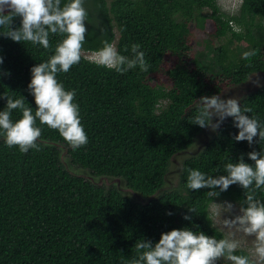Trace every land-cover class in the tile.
Instances as JSON below:
<instances>
[{"label": "trees", "instance_id": "trees-1", "mask_svg": "<svg viewBox=\"0 0 264 264\" xmlns=\"http://www.w3.org/2000/svg\"><path fill=\"white\" fill-rule=\"evenodd\" d=\"M61 2L63 6L67 0ZM83 6L88 18L81 60L67 73H58L57 80L76 92L74 103L88 143L73 150L58 130L39 120L38 151L21 153L0 136V264H126L136 255L137 240L155 243L172 229L224 238L210 204L227 199L240 205L244 190L234 184L209 197L208 189L187 188V170L226 175L225 164L237 162L241 154L245 162L254 163L247 153L264 150V142L259 137L251 146L234 141L239 129L228 117L197 154L183 160L176 185L165 189V176L172 156L191 146L204 129L191 123L196 99L221 96L251 74L264 72V30L253 31L264 20V0H240L237 10L229 12L218 0H84ZM19 25L20 18H14L13 26ZM199 32L219 40L215 69L196 53ZM61 39L50 35L46 50L0 35V111L6 107L4 95H21L35 113L28 91L31 68L47 61ZM104 41L127 56L131 45L139 44L149 71L136 68L121 74L85 56L83 51L96 52ZM234 41L259 52L245 60L242 54L249 50L234 47ZM239 103L264 124V84ZM21 115L13 110L11 119ZM61 147L73 165L95 175L122 177L148 200L141 202L116 186L72 173L62 161ZM257 198L264 202V190L257 191ZM185 214L191 220L184 219ZM236 254L248 255V250Z\"/></svg>", "mask_w": 264, "mask_h": 264}, {"label": "clouds", "instance_id": "clouds-1", "mask_svg": "<svg viewBox=\"0 0 264 264\" xmlns=\"http://www.w3.org/2000/svg\"><path fill=\"white\" fill-rule=\"evenodd\" d=\"M83 4L84 0H67L63 6L61 0H0V28L4 29L0 35L15 42H31L46 50L51 47L50 35L59 34L62 37L55 46L54 54L31 68L28 91L37 106L35 113L32 107L26 106L23 96L14 99L4 95L7 103L0 111V136L9 148L18 146L21 153H27L29 149L40 150L38 140L42 130L36 126L37 120L50 129L58 130L73 150L88 143L80 121L79 105L74 103L76 92L65 90L63 83L57 80L58 73H67L81 60L87 32L85 21L88 18ZM16 17L20 18L18 27L13 26ZM140 48L139 44L133 43L131 56H127L120 54L114 44L104 41L103 47L89 58L98 66L121 74L136 68L147 73L150 65ZM125 51L128 49L125 48ZM258 52L259 49L245 51L242 58L250 60ZM2 64L3 57L0 56ZM3 75L10 73L3 72ZM253 82L258 85L259 77ZM196 103L197 113L191 120L192 124L216 132L225 119L231 117L234 127L239 129L232 137L234 141H247L251 146L256 142L254 138L259 137V142H264V124L247 115L252 109H242L239 97L201 96ZM13 110L22 113L16 121L11 119ZM247 156L254 163L245 162L241 154L237 162L225 164L226 175L214 177L198 169L187 170V188L208 189L209 197L218 196L234 184L244 190L245 199L238 211H234L236 205L229 201L222 204L221 215L225 212L231 214L230 218H222L223 226L228 229L224 238L216 239L188 228L172 229L161 233L155 243L150 239L137 240L136 255L126 264H217L221 260L227 264H264V202L257 198V191L264 190V150L250 151ZM167 214L172 215L171 212ZM184 219L191 220V217L185 214ZM238 234L252 238L248 255L236 254L243 247Z\"/></svg>", "mask_w": 264, "mask_h": 264}, {"label": "rangeland", "instance_id": "rangeland-1", "mask_svg": "<svg viewBox=\"0 0 264 264\" xmlns=\"http://www.w3.org/2000/svg\"><path fill=\"white\" fill-rule=\"evenodd\" d=\"M218 2L224 11L229 12V11L237 10L240 0H218ZM202 12L207 13L208 9L204 8L202 9ZM260 22H261L260 28L255 27L253 29L254 33H256L259 29L264 30V20L263 21L261 20ZM201 33L202 32H199L200 37H198L195 41V49L197 51L196 53L198 54L199 52H201L200 56L202 58V62L207 65H212L215 69L216 66H214V55H215L214 49L218 46L219 40L210 39L206 35H201ZM233 46L234 47L239 46L241 50L250 49V47L244 44H240L238 41H234ZM83 53L86 54L87 57H92L95 52L83 51ZM257 77H259L258 85L253 82L257 79ZM262 84H264V72H256V73L251 74L246 81L238 83L230 87L227 91H225L221 95V97L224 99H227L229 97H239L240 99L245 94L256 89ZM212 133L213 131H211L210 129L204 128L203 131L195 138L191 146L175 153L172 156L171 161H170L169 170L165 176V185H164L165 189L171 188L174 185H176L183 160L189 156L197 154L205 146V144L207 143ZM61 158H62L64 165L74 174L82 175L85 178L91 180L92 182L96 184L104 185L106 187L112 186V185L116 186L123 194L129 195L132 198L139 200L141 202H145L149 198V197L148 198L143 197L139 192L127 187L125 180L122 177L110 176V175H95V174H92V172L87 168L73 165L70 160V156L67 154L66 149L64 147L61 149ZM224 201H229L233 203L234 205H236V209H234V211H238L239 204H237L236 202H233L227 199H216L212 201V203L210 204V212L213 216L214 223L224 231L225 235H227L228 229H226L223 226L222 218H230L231 214L225 212L221 215L222 204ZM237 238L241 240L243 244L242 248H245L246 250L250 248L252 238L250 237L246 238L239 234ZM217 264H227V262L221 260V261H218Z\"/></svg>", "mask_w": 264, "mask_h": 264}]
</instances>
